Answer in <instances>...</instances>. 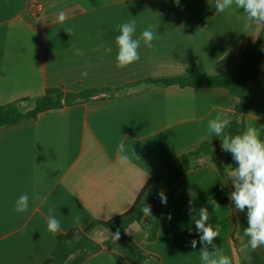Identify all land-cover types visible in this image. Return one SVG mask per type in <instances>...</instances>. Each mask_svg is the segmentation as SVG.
Returning a JSON list of instances; mask_svg holds the SVG:
<instances>
[{"label": "crops", "instance_id": "1", "mask_svg": "<svg viewBox=\"0 0 264 264\" xmlns=\"http://www.w3.org/2000/svg\"><path fill=\"white\" fill-rule=\"evenodd\" d=\"M213 3L0 0V105L25 100L21 108L29 111L50 88L73 93L116 88L185 75L189 69L230 75L264 23L245 30L242 9L233 6L210 13ZM36 5L42 7L36 10ZM60 12L67 15L63 23L58 21ZM131 21L136 24L135 37L150 28L157 38L151 48L141 42L140 59L120 69L115 41L119 26ZM68 28L71 33L65 31ZM108 47L110 53L104 51ZM84 71L86 77L81 75ZM253 96L246 128L264 126V58ZM234 108L235 98L225 88L140 84L5 126L0 131V264H44L59 235L126 213L149 180L169 172L177 158L202 143L220 141L208 131V121L219 113L230 116ZM121 143L128 155L123 162L118 157ZM211 159H194L201 161L198 167L175 182L164 202L155 241H148L138 223L127 229V235L151 255L146 264H203L200 234L192 219L198 218L201 207L208 208V223L214 229L220 225L213 243L231 264H251L264 256V247L253 251L239 229L230 198L232 180ZM24 193L29 196L28 211L16 213V200ZM49 207L60 221L57 233L47 228ZM89 236L98 243L111 237L102 227ZM75 262L72 255L65 264ZM82 264H133V260L125 245L117 242L103 245Z\"/></svg>", "mask_w": 264, "mask_h": 264}, {"label": "trees", "instance_id": "2", "mask_svg": "<svg viewBox=\"0 0 264 264\" xmlns=\"http://www.w3.org/2000/svg\"><path fill=\"white\" fill-rule=\"evenodd\" d=\"M215 11L216 6L213 3L209 8V12L214 13ZM263 58L264 26L255 40L250 39L247 42L240 63L230 75L213 76L189 69L185 75L158 79L149 78L116 88H86L77 93L65 92L61 88H50L46 90L42 97L36 100L35 107L32 110H22V103L25 100L0 105V131L5 126L15 125L26 119H36L41 113L47 111L84 103L95 98H101L102 95L114 96L123 88L145 84L161 87L170 85L199 88L218 87L229 90L233 98H235V108L230 115L232 123L228 133L237 135L246 129V117L254 106L253 85L259 74ZM220 152L225 156L226 165H230L233 168L237 166L232 154L226 153L221 149V140L214 144L202 143L197 150L177 158L169 172L149 180L132 208L126 213L109 221L98 220L84 230L75 229L59 235L55 251L44 264H65L72 255L76 256L75 264H82L91 255L99 252L103 245L117 242H122L125 245L133 260V264H146L147 259L151 255L146 254L127 235V229L132 224L138 223L147 232L148 241H155L159 233L164 202L175 182L191 169L198 167V164L193 163L194 159L210 156L213 160H216V155ZM148 206L150 207V212L145 210ZM98 227L111 231L118 230L119 239H110L103 243L94 241L89 236V233ZM251 264H264V256L254 258Z\"/></svg>", "mask_w": 264, "mask_h": 264}, {"label": "clouds", "instance_id": "3", "mask_svg": "<svg viewBox=\"0 0 264 264\" xmlns=\"http://www.w3.org/2000/svg\"><path fill=\"white\" fill-rule=\"evenodd\" d=\"M179 4V0H175ZM216 10L225 12L235 6L242 9L245 15L244 29L248 30L256 23H264V0H215ZM67 18L66 13L60 12L58 21L63 23ZM68 33L72 29L68 28ZM135 21L125 22L119 26V35L116 37L117 55L116 66L123 69L140 59L138 48L141 42L148 47H153L152 41L157 38L153 30L145 29L139 37H135ZM110 53L111 47L104 49ZM78 55L83 53L77 50ZM83 77L88 75L87 71L81 73ZM232 123L231 117L227 113H219L215 118L208 121V131L221 140V149L226 153H231L236 167L227 166L228 177L232 180L234 191L231 193V200L235 207L243 212L247 208L248 226L244 229V236L248 237V244L253 251L264 247V140L261 139V133L264 132V126L257 128L251 126L242 133L231 135L226 130ZM118 157L120 161H127L128 155L125 152V146L121 143L118 146ZM44 203H47L45 197H41ZM210 204L214 201L210 200ZM29 207V196L24 193L16 200L14 211L16 213H25ZM146 211L150 212L148 206ZM194 209L189 207V212ZM196 232L200 234L199 243L201 244L200 258L203 264H231L228 255L223 250L216 248L214 240L219 236L220 225L216 224L215 229L209 221V211L206 207L198 210V218L192 217ZM47 228L53 233L60 230V221L53 215V209L49 207L47 217ZM119 239V232L113 234ZM197 241H191V246L195 248ZM213 250L209 251V246Z\"/></svg>", "mask_w": 264, "mask_h": 264}, {"label": "rangeland", "instance_id": "4", "mask_svg": "<svg viewBox=\"0 0 264 264\" xmlns=\"http://www.w3.org/2000/svg\"><path fill=\"white\" fill-rule=\"evenodd\" d=\"M210 161H213L212 159ZM201 161L199 160H194L193 163L194 164H199ZM215 164H217L218 166H220L221 168H223L226 172H227V166L225 164V156L222 152L218 153L216 155V160H214ZM236 212V216L238 219V224H239V229L241 231H244V229L248 226V221H247V208H245V210L243 212H241L240 210H238L237 208L235 209ZM118 230H109V234H110V239L114 240L115 237L113 234L117 233Z\"/></svg>", "mask_w": 264, "mask_h": 264}, {"label": "built area", "instance_id": "5", "mask_svg": "<svg viewBox=\"0 0 264 264\" xmlns=\"http://www.w3.org/2000/svg\"><path fill=\"white\" fill-rule=\"evenodd\" d=\"M41 7H42L41 5H36L35 9L37 10V9H40Z\"/></svg>", "mask_w": 264, "mask_h": 264}]
</instances>
